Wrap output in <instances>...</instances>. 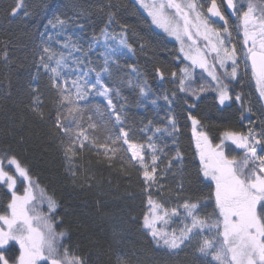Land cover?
<instances>
[{
	"label": "snow or ice",
	"instance_id": "6c2138e0",
	"mask_svg": "<svg viewBox=\"0 0 264 264\" xmlns=\"http://www.w3.org/2000/svg\"><path fill=\"white\" fill-rule=\"evenodd\" d=\"M137 2L147 11L152 24L180 42L183 58L191 62L181 69L178 79L181 92L190 90L186 83L194 80L199 68L211 77L219 104L231 101L233 96L223 80L237 79L242 60L245 75L254 79L259 97L264 101V0H248L246 5L241 0H222L229 14L235 16L239 53L236 43L232 42L228 19L217 0H206V9L200 0ZM21 11L28 15L25 0H16L9 14L14 17ZM214 18L223 22L221 28L214 27L217 22ZM75 23L71 17L54 14L41 33L39 45V67L48 74L57 99L55 112L47 118L62 138L61 149L68 172L73 178L76 176L74 162L86 146L102 155L109 166L123 151L129 154L128 163L142 173L147 187L163 188L160 180L172 168V161L167 160L165 168L160 169L161 157H166L161 145L165 136L178 132L176 118L169 116L166 127H155L148 121L138 130L144 142H135L137 129L128 123L127 98L122 96L121 87L136 89L142 102L149 101L152 90L146 82H141L135 66H130L126 76L111 83L120 71L119 57L133 51L126 26L118 34L109 31L113 24H118L110 11L107 25L89 42L73 39L68 34L70 25ZM77 27L84 30L83 24ZM200 40L204 42L202 47ZM217 68L222 70L220 75ZM157 71L163 78V72ZM199 91H206L203 84ZM96 97L102 98L103 103L95 102ZM234 98L240 101L241 95L236 94ZM164 99L172 103L167 96ZM151 103L155 105L156 99H151ZM195 107V103L189 106L187 118L195 135L201 176L209 185L214 184L211 199L215 220L201 215L199 201L184 200L178 207L169 209L149 194L143 228L157 246L171 250L188 247L200 237L197 249L202 257L210 258L208 264H264V122L259 132L252 127L246 131L225 130L220 142L213 145L207 132L197 131L196 126L201 122L192 114ZM31 108L45 121L44 101L38 89L33 90ZM241 109L243 122V112L251 113L252 108L245 109L241 104ZM226 142L242 150L239 160L226 155ZM173 159L181 161L178 151ZM9 168L17 175H12ZM18 178L23 194L16 189ZM0 184L9 190L11 197L5 211L0 213V264H88L84 257L72 254L65 246L67 233L57 231L62 224L57 215L58 202L16 155L7 152L0 155ZM180 188L183 189L182 184ZM181 209V226L169 229L170 221L180 218ZM205 233L214 234L209 238ZM118 264H128V261L120 258Z\"/></svg>",
	"mask_w": 264,
	"mask_h": 264
},
{
	"label": "trees",
	"instance_id": "16d2710c",
	"mask_svg": "<svg viewBox=\"0 0 264 264\" xmlns=\"http://www.w3.org/2000/svg\"><path fill=\"white\" fill-rule=\"evenodd\" d=\"M15 2L0 0V155L6 152L16 155L30 169L33 178L38 177L41 186L56 199L58 219L62 221L57 231L67 233L65 246L72 254L84 257L88 264H118L120 258L128 264H208L210 258L202 257L197 249L200 237L178 250L153 242L143 228V217L148 212L147 198L151 194L169 209L178 207L184 200L199 201L201 215L215 220L211 199L214 184L209 185L201 176L195 135L187 118L189 106L195 103L192 114L201 122L197 130L203 128L213 145L220 142L225 130L246 131L252 127L259 132L264 122V101L259 97L254 79L243 70L236 80L228 82L233 100L236 94L241 95V100L231 105L219 104L214 83L203 70H196L194 80L186 83L190 90L181 92L178 79L181 69L190 62L183 58L180 45L158 30L135 0H25L28 15L21 11L13 17L9 13ZM217 2L223 6L222 0ZM241 2L246 5L248 0ZM110 11L118 24H113L109 31L118 34L126 26L133 49L119 57L120 71L111 83L126 76L130 66H135L141 82H146L152 90L149 101L142 102L136 89L121 87L122 96L127 98L128 123L137 129L135 142H144L138 130L148 121L155 127H166L169 116L176 118L178 132L165 136L161 145L166 157H161L160 169L165 168L167 160L172 161V168L160 180L163 188L147 187L142 173L128 163V153L122 151L109 166L102 155L87 146L74 162L76 176L73 178L61 149L62 138L47 118L55 112L57 99L48 74L39 67V45L45 25L54 14L71 17L76 23L70 25L68 34L73 39L90 42L107 25ZM231 22L232 42L240 49L236 21ZM77 24H83L84 30ZM157 70L163 72V78ZM202 84L206 91L200 92ZM34 89L42 93L45 121L32 111ZM151 99H156L155 105ZM95 102L103 103V99L96 97ZM241 104L245 109L252 108L251 113L243 112V122ZM229 145L226 142V155L239 160L242 150ZM177 151L182 158L180 162L173 159ZM7 170L13 172L10 168ZM16 189L23 194L21 179L17 180ZM10 198L8 189L0 184V213L5 211ZM180 211L179 221L183 219ZM205 234L211 238L214 233Z\"/></svg>",
	"mask_w": 264,
	"mask_h": 264
},
{
	"label": "rangeland",
	"instance_id": "374dc122",
	"mask_svg": "<svg viewBox=\"0 0 264 264\" xmlns=\"http://www.w3.org/2000/svg\"><path fill=\"white\" fill-rule=\"evenodd\" d=\"M135 1L137 2V0H135ZM200 2L204 4L205 9H206V7L208 6V5H206V4H207V3H206V0H200ZM137 3H138V2H137ZM138 5L140 6L139 3H138ZM140 7H141V6H140ZM141 8H142V7H141ZM142 9H143V8H142ZM143 10L147 13V11H146L145 9H143ZM228 22H229L228 26H229L230 30H232V22H231V19H230V18H228ZM155 27H156L158 30L164 32L163 29L158 28L156 25H155ZM214 27H216V28H221L220 26H217V25H215V24H214ZM164 33H165V32H164ZM166 34H167V33H166ZM167 35H168V34H167ZM168 36H169V35H168ZM169 37H170V39H172L173 41L177 42V43L180 45V42L177 41V40L175 39V37H172V36H169ZM187 43H189V42L186 41V45H187ZM203 43H204V42H203L202 40L199 41V44H200L201 47L203 46ZM237 51H238V53H239L240 49H237ZM210 59H211V57H210ZM189 62H190V61H189ZM190 63H191V62H190ZM244 67H245V66H244V63H243V61L241 60V61H240V66H239V69H238V76L242 74V72H243V70H244ZM240 68H241V69H240ZM196 70H201V69L197 68ZM221 71H222V70L219 69V68L216 69V72H217L218 75L221 74ZM238 76H237V77H238ZM222 79H223V77H222ZM228 82H229V80H226V79L223 80V83L227 84V86H228ZM201 130L205 131L203 128H202V129H198L197 131H201ZM10 173H11L12 175H17L14 171H13V172L10 171ZM18 179H20V178H18ZM18 179H17V180H18ZM8 191H9V190H8ZM181 221H183V219L179 221L178 219L173 218V220L170 221V223H169V225H168V228H169V229L179 228V227L181 226ZM158 226H160V225H158Z\"/></svg>",
	"mask_w": 264,
	"mask_h": 264
},
{
	"label": "water",
	"instance_id": "95a60500",
	"mask_svg": "<svg viewBox=\"0 0 264 264\" xmlns=\"http://www.w3.org/2000/svg\"><path fill=\"white\" fill-rule=\"evenodd\" d=\"M219 4V3H218ZM221 10L224 12V15L225 17H228L230 18L231 20H235V16L233 15H230L229 14V10H227L225 7H224V3H223V9L221 8ZM217 22L215 23L216 25H222V21H219L218 18H214Z\"/></svg>",
	"mask_w": 264,
	"mask_h": 264
},
{
	"label": "flooded vegetation",
	"instance_id": "af4514ba",
	"mask_svg": "<svg viewBox=\"0 0 264 264\" xmlns=\"http://www.w3.org/2000/svg\"><path fill=\"white\" fill-rule=\"evenodd\" d=\"M236 100H231V101H226L224 105H231L233 102H235Z\"/></svg>",
	"mask_w": 264,
	"mask_h": 264
}]
</instances>
